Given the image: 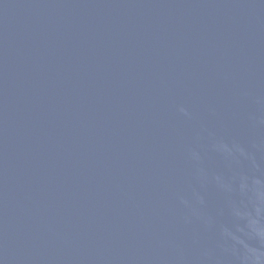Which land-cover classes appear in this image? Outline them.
Listing matches in <instances>:
<instances>
[{
    "label": "water",
    "instance_id": "water-1",
    "mask_svg": "<svg viewBox=\"0 0 264 264\" xmlns=\"http://www.w3.org/2000/svg\"><path fill=\"white\" fill-rule=\"evenodd\" d=\"M0 264H264V0H0Z\"/></svg>",
    "mask_w": 264,
    "mask_h": 264
}]
</instances>
